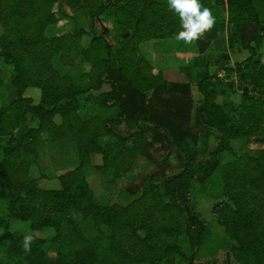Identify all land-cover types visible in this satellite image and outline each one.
I'll use <instances>...</instances> for the list:
<instances>
[{
    "label": "trees",
    "instance_id": "1",
    "mask_svg": "<svg viewBox=\"0 0 264 264\" xmlns=\"http://www.w3.org/2000/svg\"><path fill=\"white\" fill-rule=\"evenodd\" d=\"M78 4L79 0H0V8L5 9L0 13L4 28L0 35V58L13 68V85L18 94L12 103L17 114L15 119L8 115L10 107L0 110V139H9L6 146H0L3 155L0 159V203L7 211L6 216L0 215V247L8 246L11 251L19 252L18 256H23V259L18 260L17 257L16 263L18 260L20 264H195L194 259L204 244L208 226L202 215L190 209L191 186L195 180L205 181L212 176L218 167L217 157L233 152L232 141L258 134L261 136L258 141L264 142V133L254 131L250 124L251 119L263 123L264 114L249 113L248 126L244 122L237 124L234 109L216 101L222 79L217 75L210 76L209 72L203 73L198 84L203 97L198 104L193 101L189 85L162 87V77L152 73L143 75L138 62L125 56L129 46L128 33L117 58L103 37H94L89 47L84 48L81 41L90 33L75 30L71 37L67 36L71 51L84 64L90 65L88 75L82 76L84 82L76 84L71 76L61 74L53 64L58 56L65 59L64 39L48 35L59 18L67 16L66 6L73 8ZM225 5L230 23L235 28L229 39L220 41L223 48L240 47L256 56L255 46H261L264 40L261 21L264 0H226ZM167 7V2L158 0H106L97 7L93 16L99 19L113 9L120 27L133 26L132 39L138 43L143 39L161 37L154 36L159 32L155 21L164 17L163 11ZM174 33L175 28L170 27L167 36L174 38ZM48 43L53 51L45 47ZM196 43L201 56L208 54L214 44L215 47L220 44L204 37ZM132 50L136 51V47ZM117 63L119 66L115 67ZM258 65L259 62L251 57L247 69L236 71L241 73L242 84L253 85L254 92L259 93L262 99L264 67L256 77L255 73L246 75L248 68H257ZM232 70L231 67L223 68L225 72ZM105 86H109L108 91H103ZM228 87L233 88L232 84ZM32 88L41 90L38 104L24 97L25 92ZM247 91L248 85L243 96L248 95ZM148 92H153L150 99L146 96ZM261 102L263 104L264 100ZM88 105H96L106 114L115 112V115L82 120L80 112ZM193 121L216 132L220 139L217 149L211 153L212 165L204 177L200 179L195 168L187 164L183 172L168 178L161 187L142 195L127 208L98 205L89 185L84 181L83 185L80 184L82 176H73L74 172L60 177L58 188L42 189L39 179L29 177L30 163L18 162L15 157V153L22 149L36 154L41 137L45 135L49 142L73 138L80 160L79 169L89 166L91 157L96 155L103 162L98 169L104 172L114 170L116 181L130 170L140 148L160 145L162 150L174 145L182 151L189 140L196 141ZM75 122H80L81 126L77 127ZM124 125L129 131L127 135L119 130ZM130 143L132 147H128ZM250 161L261 172L253 182H264L263 160ZM16 174H21L23 181H17ZM37 202L43 203L49 212L43 214L30 208ZM147 207L164 215L166 221H174L175 215L185 217V234L192 249V258L189 259L178 244L161 237V233L172 236L177 229L163 224L157 226L156 219L145 215ZM72 210H78L83 217L91 219L94 227L101 230L100 237L87 239L77 227L67 235L62 234L57 215ZM219 213V221L226 226L227 235L236 242L228 264H264V241L252 234L255 211L246 206L237 209L225 205ZM147 220H151L150 225ZM11 221L25 224L32 233L55 229L57 235L53 241L58 250L57 259L47 260L46 240L33 234L31 250L25 252L20 247L24 236L11 231ZM103 227L107 232L102 231Z\"/></svg>",
    "mask_w": 264,
    "mask_h": 264
},
{
    "label": "rangeland",
    "instance_id": "2",
    "mask_svg": "<svg viewBox=\"0 0 264 264\" xmlns=\"http://www.w3.org/2000/svg\"><path fill=\"white\" fill-rule=\"evenodd\" d=\"M106 0H79L78 6H66V17H60L56 26L50 32L51 36L64 39V58L56 57L53 62L54 66L63 75H69L76 82H84L82 76L88 75L90 65L84 64L83 60L74 53L67 44V36L74 34V31L85 30L90 33L89 37L83 38L81 46L88 48L94 37H103L112 46V54L117 58L118 52L125 41V35L129 34V46L125 56L133 61H137L143 75L150 73L155 76L161 74L164 79L162 87H171L173 85H189L192 90L193 101L198 104L202 99V94L198 89V84L203 77V73L209 72V75H217L222 79V84L218 88L219 96L217 103L227 105L234 109L237 124L244 122L248 126L249 113L264 114V103L262 104L261 95L254 92L253 85L242 84L241 73L236 70L239 68L247 69L249 59L258 61L257 68H248L246 75L261 73V67H264V40L261 46H255L256 56L240 47L230 49L222 46L223 39H229L234 32V26L230 23L228 9L225 5L226 0H201L203 7L210 9L216 18V24L212 30L207 32L203 37L218 44L211 46L208 54L201 56L199 47L195 42L191 44L181 43L167 36L168 29L175 28L176 35L181 31L179 18L167 7L163 11L164 17L155 21L159 32L151 40H141L136 43L132 39L134 32L133 26L128 28L120 27L115 21L114 10H108L99 19H94V13L97 7L102 5ZM167 2V0H158ZM4 8H0V13ZM261 21L264 26V10L261 13ZM4 33V28L0 22V35ZM166 33L165 36H162ZM72 40V38H70ZM136 47V51L132 48ZM48 50L53 51L50 43L45 46ZM220 51V52H217ZM104 54V53H102ZM118 63L115 67H118ZM233 68L230 72L223 71V68ZM36 69V67L34 68ZM161 72V74H160ZM15 72L12 67L7 66L0 58V110L10 107L8 115L10 118L17 117L16 109L12 103L17 100V90L13 85ZM172 80V81H170ZM232 84L233 90L228 86ZM248 85V95L243 96L244 88ZM109 90L105 86L103 91ZM153 92L146 93L147 98H151ZM30 98L33 104H38L41 98V90L37 88L28 89L24 95ZM82 120H90L95 116L105 118L115 115V112L106 114L96 105L85 106L81 112ZM250 124L254 131L264 133V122L258 119H251ZM75 125L81 126L80 122ZM123 135L129 132L124 125L119 129ZM194 135L197 140H189L183 145L181 151L176 146L170 145L162 149L160 145L152 148H140L133 160L130 170L121 178L114 180V170L100 171L101 167L96 163H90L89 166L79 169L80 160L76 148V141L73 143L65 141L49 142L48 137L42 136L40 146L36 149V154L32 155L23 149L15 153L18 162L27 161L30 163V178L39 179V186L42 189H56L59 186V178L67 173H73V176L80 177V184L87 183L94 192L97 204L100 206L118 205L127 208L139 199L142 195L150 192L156 187H161L170 177H173L186 169V165L191 164L195 168L197 176L201 179L204 177L207 169L212 165L211 153L215 151L220 143L219 135L211 132L202 125L193 121ZM151 135H148V140ZM261 138L258 134L251 135L247 138L237 139L231 142L232 153H223L217 157L218 167L210 178L205 181L195 180L190 191V209L196 214L202 215L207 222L208 231L205 241L200 249L199 254L194 259L195 264H228L229 256L236 242L232 240L226 231V226L219 221V211L222 206L247 207L255 211L252 219L255 223V229L252 234L256 237H262L264 241V182L255 178L261 175L258 166L250 159H262L264 162V142H259ZM8 138L0 139V146H6ZM128 147H132L130 143ZM160 148V150H159ZM3 155L0 152V159ZM190 158L192 160L190 161ZM36 160V161H35ZM91 161V159H90ZM44 178H41V177ZM72 176V177H73ZM83 179V180H82ZM1 180V179H0ZM17 181L21 180V174H16ZM84 181V182H83ZM1 183V182H0ZM146 205V204H145ZM30 208L38 209L41 213L47 214L49 209L43 207V203H32ZM5 206L0 203V215L6 216ZM171 216V213H167ZM166 214V215H167ZM148 218L156 219L157 226L163 224L167 227H174L176 232L171 236L161 233L162 238L178 244L185 255L192 258V249L189 245L188 238L185 234L186 220L182 215L173 216L174 221H166L164 215L155 213V210L145 211ZM165 215V216H166ZM57 220L62 225V234H69L73 227H77L87 239L100 237L101 230L96 229L91 219L82 216L78 210H72L68 213L57 215ZM150 225L151 220H147ZM11 231L22 237L33 234L38 238L46 240V258L49 261H55L58 256L57 247L53 239L57 235L55 229H46L41 233H32L25 224L19 221H11ZM149 227V226H148ZM149 230V228H148ZM102 231L107 232L106 228ZM144 231H147L144 229ZM2 232H0L1 234ZM22 247V244L20 245ZM17 253V254H16ZM13 252L8 246L0 247V264H20L23 256H18L19 252ZM17 255V256H16ZM18 257L17 263L16 259ZM253 262V260H250Z\"/></svg>",
    "mask_w": 264,
    "mask_h": 264
},
{
    "label": "clouds",
    "instance_id": "3",
    "mask_svg": "<svg viewBox=\"0 0 264 264\" xmlns=\"http://www.w3.org/2000/svg\"><path fill=\"white\" fill-rule=\"evenodd\" d=\"M168 8L180 20L181 31L175 35V40L191 44L201 39L213 29L216 18L207 7H203L201 0H167ZM34 237L25 235L22 247L25 252H30Z\"/></svg>",
    "mask_w": 264,
    "mask_h": 264
},
{
    "label": "crops",
    "instance_id": "4",
    "mask_svg": "<svg viewBox=\"0 0 264 264\" xmlns=\"http://www.w3.org/2000/svg\"><path fill=\"white\" fill-rule=\"evenodd\" d=\"M160 74H161V72H160ZM161 77H163V75L161 74ZM165 80H166V78L165 77H163ZM170 81H172V80H170ZM104 91H108V90H105L104 89ZM95 95H97L98 93L97 92H95L94 93ZM41 99V98H40ZM67 142H69V143H73L74 144V142H75V140L73 139V138H69V139H67ZM96 163L97 165H100V166H102V164H103V162H102V160L100 159V157H98V156H93V157H91V163ZM59 184V183H58Z\"/></svg>",
    "mask_w": 264,
    "mask_h": 264
}]
</instances>
